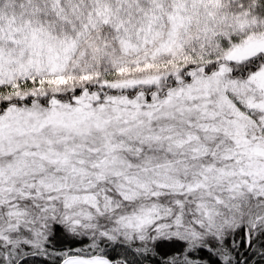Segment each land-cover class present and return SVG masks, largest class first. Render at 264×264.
I'll list each match as a JSON object with an SVG mask.
<instances>
[{
	"label": "snow or ice",
	"instance_id": "obj_1",
	"mask_svg": "<svg viewBox=\"0 0 264 264\" xmlns=\"http://www.w3.org/2000/svg\"><path fill=\"white\" fill-rule=\"evenodd\" d=\"M0 264H264V0H0Z\"/></svg>",
	"mask_w": 264,
	"mask_h": 264
}]
</instances>
